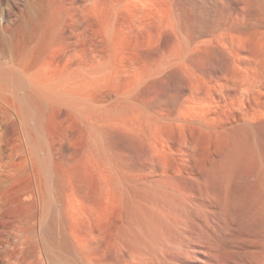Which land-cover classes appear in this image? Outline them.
Segmentation results:
<instances>
[{"label": "rangeland", "instance_id": "rangeland-1", "mask_svg": "<svg viewBox=\"0 0 264 264\" xmlns=\"http://www.w3.org/2000/svg\"><path fill=\"white\" fill-rule=\"evenodd\" d=\"M10 60L71 78L50 106L4 83L40 120V196L65 221L69 264H166L201 230L254 248L264 0H0V67ZM4 116L18 115L0 99ZM32 172L14 167L11 209L38 206Z\"/></svg>", "mask_w": 264, "mask_h": 264}, {"label": "bare ground", "instance_id": "bare-ground-1", "mask_svg": "<svg viewBox=\"0 0 264 264\" xmlns=\"http://www.w3.org/2000/svg\"><path fill=\"white\" fill-rule=\"evenodd\" d=\"M13 61L0 67V99L18 115L4 116L0 125V264H69L65 221L60 212L54 214L48 200L43 196L42 202L40 196L44 191L39 184L38 168L42 141L41 137L39 141L40 120L21 116L18 96L7 94L5 84H18L20 88L26 85L24 98L33 95L32 100L39 96L33 91L45 93L50 98L45 103L50 106L54 92L70 93L71 78L57 77L49 67H31L26 60L19 63L17 60L16 64ZM17 160L27 162L37 179L34 183L37 190H32L28 198L31 197L30 203H36L34 196L37 195L39 204L25 213L8 207L4 198L5 185L13 177ZM224 236L220 230H201L195 237L190 236L192 240L180 243L178 257L167 260L166 264H264V228L249 235V240L255 244L253 249L242 245L244 237L229 244Z\"/></svg>", "mask_w": 264, "mask_h": 264}]
</instances>
